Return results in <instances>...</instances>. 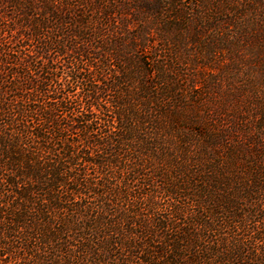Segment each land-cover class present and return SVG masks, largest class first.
<instances>
[{
	"label": "trees",
	"instance_id": "trees-1",
	"mask_svg": "<svg viewBox=\"0 0 264 264\" xmlns=\"http://www.w3.org/2000/svg\"><path fill=\"white\" fill-rule=\"evenodd\" d=\"M111 1L0 0V264H264V143L245 133L244 148L238 136L221 153L223 134H195L189 163L152 167L146 156L158 146L122 113L118 89L131 74L113 78L106 64L124 60L128 23L108 22L121 7ZM95 4L107 19L97 30ZM155 84L131 91L156 93L139 112L152 129L170 94ZM76 85L87 101L77 113ZM109 91L112 128L98 134L91 114L109 110ZM73 128L83 137L65 134ZM225 158L241 166L225 170Z\"/></svg>",
	"mask_w": 264,
	"mask_h": 264
},
{
	"label": "rangeland",
	"instance_id": "rangeland-1",
	"mask_svg": "<svg viewBox=\"0 0 264 264\" xmlns=\"http://www.w3.org/2000/svg\"><path fill=\"white\" fill-rule=\"evenodd\" d=\"M90 1L94 3L96 0ZM116 2L121 7H116L108 22H128L123 29L125 55L123 61L108 55L106 64H110L113 78L116 71L131 74V79L126 78L128 83L120 85L124 91L118 89L126 103L122 113L132 122L135 133L145 131V142H154L158 146L146 156L152 167L162 166L170 172L183 162L189 163L200 148L198 134H223V139L214 144L222 143L221 153L227 151L229 138L235 141L241 137L238 142H232L238 148L246 146V136L264 143V130L257 132L264 127V0ZM90 8L94 16L92 26L97 30L100 17L102 21L107 20L106 8L101 4ZM133 51L142 55L141 59L147 63L131 59ZM61 67L60 74L63 75L67 66ZM149 83L166 86L170 92L167 99L160 98L157 102L163 106L158 129L146 128L147 124H142L139 113L150 108L156 93L153 94L151 89V97L131 93L136 86L146 87ZM75 92L78 98L73 101L72 111L77 113L85 109L87 101L78 85ZM105 98L109 110L105 114L99 111L91 114L98 118L99 123L93 124L98 134L112 128L117 92L109 91ZM103 102H100L102 107ZM102 118L110 120L109 125L103 127ZM65 134L74 139L83 137V133L75 128ZM235 145L233 148L238 149ZM118 158L122 159L121 156ZM228 160L225 158V170L233 171L241 166L242 161L232 159L227 165ZM90 173L95 179V171L90 169ZM155 183L160 184L156 179ZM169 199L162 200L163 208H170Z\"/></svg>",
	"mask_w": 264,
	"mask_h": 264
}]
</instances>
